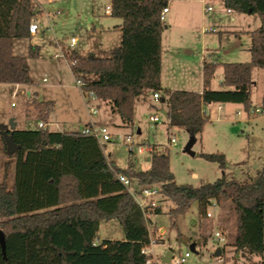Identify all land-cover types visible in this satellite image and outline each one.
Wrapping results in <instances>:
<instances>
[{"label": "trees", "instance_id": "trees-1", "mask_svg": "<svg viewBox=\"0 0 264 264\" xmlns=\"http://www.w3.org/2000/svg\"><path fill=\"white\" fill-rule=\"evenodd\" d=\"M170 1L112 0L111 14L121 19L116 26L122 33L121 44L107 57L72 50L69 60L74 61L71 69L77 78L90 76L83 91L107 100L125 126L134 124L137 101L141 97L150 101L159 92L171 125L185 126L194 137L207 122L204 103H240L247 112L253 108L252 71L264 68V0H224L231 10L259 15L261 24L249 31L250 60L223 62L222 88L211 87L220 63L204 62L201 92L162 86L160 14ZM35 16L32 0H0V83L31 84L28 58L13 52V42L31 36L29 25ZM30 56H38V47H30ZM33 104L41 121L54 109L51 100L35 98ZM10 133L20 148L7 162L15 165L13 184L0 182V228L6 239L5 251L0 244V264H146L151 258L143 252L151 241L149 219L120 180L121 174L136 181L138 191L159 185V200L173 203L169 208L173 216L184 215L197 204L199 215L207 217L214 201L219 205L230 201L236 216L232 246L244 256L264 254V166L246 180L229 179L223 172L214 182L193 186L175 181L169 154L156 146L150 168L140 170L134 151L127 167H120L106 154L105 145L82 130L37 127ZM203 157L226 168L223 153H203ZM152 212L160 213L162 208ZM114 219L124 236L99 240L100 224ZM209 236H201L196 246L206 245Z\"/></svg>", "mask_w": 264, "mask_h": 264}, {"label": "rangeland", "instance_id": "rangeland-1", "mask_svg": "<svg viewBox=\"0 0 264 264\" xmlns=\"http://www.w3.org/2000/svg\"><path fill=\"white\" fill-rule=\"evenodd\" d=\"M112 0H34L37 22L40 31L27 38H16L13 42V52L28 58L31 84L0 83V124H9L11 118H18L19 129H34L41 121L37 117V109L33 100H51L54 109L48 119L43 121L50 130H82L91 121L90 109L95 107L97 113L93 116L98 124L109 127L113 139L106 143L105 152L120 167L126 168L130 158L129 144L123 138L131 135L134 147L136 168L146 170L150 162L146 157L150 152L146 144L155 145L157 150L168 153L170 168L175 175V181L180 184L200 186L214 182L225 172L229 179L246 180L252 178L264 166V68L255 67L252 87V109H262V112H247L244 107L229 103H204L208 109L207 122L201 133L192 137L185 126L168 124L167 106L151 97L150 101L140 98L135 106L134 124L125 126L118 112L112 110L105 99L94 100L85 97L76 84L66 57L55 58L59 52L75 50L84 56L107 57L111 49L119 46L122 41L121 31L114 29L121 19L107 13ZM209 5L217 12H205L200 1L185 0L170 1V12L163 21L162 43L164 50L172 57L173 47H180V54L190 53L193 59L200 61L202 57L219 61V66L212 80L214 89L223 87L222 65L230 56L236 61L242 55L249 56L247 48L251 42L250 36L243 32L241 39L229 34L226 30H254L261 24L259 15L233 11L226 12L223 0H211ZM232 16L235 19H232ZM111 26L110 31L102 27ZM76 38L74 47H69V39ZM228 37L231 40H227ZM59 41L64 49L59 47ZM38 47V56H30V47ZM206 51V52H205ZM178 53V51L176 50ZM165 53V52H164ZM69 54V53H68ZM168 60V59H167ZM239 62H247L240 61ZM168 62L166 61V64ZM196 68V62L193 61ZM47 79L46 81L44 79ZM85 75L83 80H89ZM257 82V83H256ZM18 88L13 96V91ZM196 90L198 86H194ZM12 103H14L12 105ZM150 104L155 105L151 107ZM221 104L224 110L218 109ZM240 111V114H237ZM151 115L160 117L159 123L150 120ZM139 130L141 133H139ZM122 137L118 139L117 137ZM171 137L176 141L171 142ZM4 136L0 130V182L6 180L9 185L14 182L13 162L7 152ZM194 139L191 154L187 146ZM139 145L144 151H139ZM223 153L226 156V168L222 169L218 162L207 160L203 153ZM136 181H131L129 190L135 191ZM162 212L148 215L150 235L156 242L152 243L151 256L158 264H174L163 262V257L170 250L173 253L185 252L190 242L200 241L201 236H209L206 245H197V251L191 257V262L202 264H264L263 255L244 256L237 252L232 243L236 234V216L231 211V202L220 205L218 213L213 218L202 217L198 206L194 204L184 215L173 216L169 208L173 203L159 200ZM208 211L214 212L208 206ZM218 226V227H217ZM221 230L226 240L216 243L213 239L214 229ZM180 233L182 234L179 237ZM99 240L104 238L121 239L123 228L117 220L102 222L99 227ZM222 248L218 257L215 250ZM208 253V254H207ZM205 254L202 258L201 255ZM223 261H219V258Z\"/></svg>", "mask_w": 264, "mask_h": 264}, {"label": "built area", "instance_id": "built-area-1", "mask_svg": "<svg viewBox=\"0 0 264 264\" xmlns=\"http://www.w3.org/2000/svg\"><path fill=\"white\" fill-rule=\"evenodd\" d=\"M34 1V0H32ZM36 1V0H35ZM227 12H231L232 10L230 8L226 9ZM107 13H111L112 12V7L108 6L106 9ZM169 12V6H165L160 14V19L161 21H164L166 19V14ZM205 12H217V10L211 6V5H206L205 6ZM40 31V26L37 22V17H33V19L30 22L29 25V32L31 35H34L36 33H38ZM57 44H59V47H61V49H64L63 46H61V44L59 43V41L56 42ZM69 43V47H74L75 43H76V38L75 37H71L68 41ZM69 52H62V54H60L59 52H57L54 57L55 58H60V57H66V59L69 62L70 67L73 66L74 61L69 60ZM45 81L47 80L46 78L44 79ZM76 84L77 86L80 88V90L82 91L83 95L85 97H87L88 99L94 100L97 97L95 96V94L93 92H88L85 93L82 89L83 85L85 84V81L83 79L77 78L76 77ZM19 85V84H17ZM18 88H16V90L13 91V96H15V94L17 93ZM156 101H160V93L159 92H155L152 96ZM14 103H12L13 105ZM219 109H222V106H219ZM252 112H262V109L256 108V109H251ZM97 113V110L95 107H92L90 109V116L93 117L95 114ZM150 120L154 123H159L160 122V117L158 115H151L150 116ZM169 126H172L170 123V119L168 117L167 119ZM38 127L39 128H47L46 124L43 121H40L38 123ZM83 133L86 134H92L94 135L98 141L102 144V145H106L107 142L111 141L113 139V134L111 132V130L109 129V127L107 125L104 124H98L97 122L93 121V119H91V121L82 129ZM118 139H121L122 137L118 136ZM124 142H126L127 144H129V152L134 151V147L131 146L132 145V139H131V135L127 134L124 138H123ZM171 142H175L176 138L175 137H171L170 139ZM146 144V150H148L151 152L152 150H154L155 145H151L150 143H145ZM157 148V147H156ZM139 151L143 152L144 151V147L142 145H139ZM120 180L128 187L131 184V181L124 175H119ZM133 197L135 198V200L138 202V204L140 205V207L142 208V210L144 211L145 217L148 219V215L157 207L159 206V198L161 196V187L159 185H153L151 187H144L143 189H141V191L135 190V191H131L129 190ZM211 207L213 208L214 212L212 211H208L207 212V217L209 219L213 218V214L214 213H218L219 209H220V205L217 204L215 201L211 204ZM218 227V226H217ZM217 227H215L214 229V233H213V239L216 243H222L226 240L224 233L217 229ZM156 242L155 240L152 239L151 237V241L150 244L147 245L144 249L143 252L145 254L151 255L152 249L150 248L152 243ZM197 249V246H196ZM216 251V250H215ZM194 252L189 248L187 251L185 252H178V253H173L172 252V257L171 260L174 264H202V263H194L191 262V257L192 254ZM196 253V252H195ZM208 254V253H207ZM202 258L205 257V254L201 255ZM219 257V256H218ZM219 261H223V258H219ZM146 264H158L156 259L153 258L151 256V258L147 261Z\"/></svg>", "mask_w": 264, "mask_h": 264}, {"label": "crops", "instance_id": "crops-1", "mask_svg": "<svg viewBox=\"0 0 264 264\" xmlns=\"http://www.w3.org/2000/svg\"><path fill=\"white\" fill-rule=\"evenodd\" d=\"M185 1H187V2L200 1V2H202L204 4V10H205V6L208 5V3L211 0H185ZM168 6H169V4H168ZM233 11L234 10H232L231 12H228V13H232ZM169 12H170V9H169ZM232 19H235V17L232 16ZM120 23L121 22L116 23V26L119 25ZM111 29H112L111 26H106V27L103 26L102 27V30H105V31H110ZM114 29H116L117 31H120L119 28H117V27H114ZM249 31H251V30H243L242 32L241 31H239V32L237 31L236 32V31H234L232 29H228V30H226V33H227V36H230L229 34H231V36L234 35L237 38L241 39L243 32H245V34L249 35L250 39H251V35H250ZM162 40H163V37H162ZM227 40H231V38L228 37ZM250 45H251V42L249 43V46L247 48H245L246 50H248L247 53L250 52L249 51ZM173 48H174L175 51L172 52V57L169 58L171 55L166 52V49L164 50L163 43H162V71H161L162 86L164 88H167V89L171 90V91L189 90V91L201 92L203 90V79H204L203 67H204V62L206 60H214V61H217L219 63V61L217 59H213V57H212V55L215 54V53H212L210 58L202 57L200 61H196V60L193 59V56H191L190 53H186V54L182 53V54H180L179 53V52H181V48L180 47L177 46V47H173ZM176 50L178 51V53L176 52ZM233 58H232V56H230L228 59H226V61H230ZM250 58H251V53H249V56L242 55V56L237 57L235 59H237L236 61L239 62V60L240 61H249ZM166 61L168 62L167 64H166ZM193 61L196 62V65H197L196 68L193 66L194 65ZM254 70H255V68L252 71V77H253ZM194 86H198L199 89L196 90V88H193ZM211 87L215 88L212 83H211ZM229 104H232V105H235V106H238V107L239 106L243 107V105L240 104V103H229ZM219 106H222V105L218 104V109H219ZM203 110H204V112L206 113V116H207L209 114V112H208V109L204 107V105H203ZM219 110H224L223 106H222V109H219ZM237 114H240V111H237ZM91 119H93V117H91ZM15 121L17 122V127H18V125H19L18 118L15 117ZM93 121H94V119H93ZM139 133H141L140 130H139ZM150 158H151V155L149 157H146V160L148 162H150ZM150 166H151V164L149 165V168H150ZM195 240H194V242L196 243Z\"/></svg>", "mask_w": 264, "mask_h": 264}, {"label": "water", "instance_id": "water-1", "mask_svg": "<svg viewBox=\"0 0 264 264\" xmlns=\"http://www.w3.org/2000/svg\"><path fill=\"white\" fill-rule=\"evenodd\" d=\"M164 102V100H163ZM17 129V122L15 121V118H11L9 124H0V130L3 133L6 145H7V152L8 154H13L17 149L20 148V146L14 141L13 135L10 133V131L16 130ZM194 143V139L190 141V143L187 146L188 151H190L191 154H194L193 151H191V147ZM0 244L2 245L3 251H5L6 247V239H5V234L4 231L0 228ZM189 248L193 251L196 252V243L192 242L189 245ZM222 254V249L217 248L215 251L216 256H220ZM172 257V251H168L166 256L163 258V262H170Z\"/></svg>", "mask_w": 264, "mask_h": 264}]
</instances>
